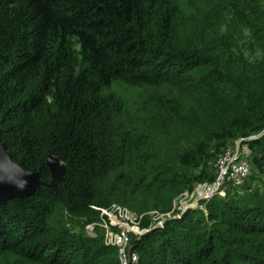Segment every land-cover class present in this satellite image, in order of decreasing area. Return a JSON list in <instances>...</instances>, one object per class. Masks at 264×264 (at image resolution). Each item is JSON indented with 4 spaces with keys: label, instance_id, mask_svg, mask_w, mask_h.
<instances>
[{
    "label": "trees",
    "instance_id": "trees-1",
    "mask_svg": "<svg viewBox=\"0 0 264 264\" xmlns=\"http://www.w3.org/2000/svg\"><path fill=\"white\" fill-rule=\"evenodd\" d=\"M262 129L264 0H0V141L44 180L50 153L67 164L0 201V264H121L86 231L96 206L150 227L228 139ZM247 142L264 171V133ZM238 187L132 232L137 264H264V182Z\"/></svg>",
    "mask_w": 264,
    "mask_h": 264
},
{
    "label": "built area",
    "instance_id": "built-area-1",
    "mask_svg": "<svg viewBox=\"0 0 264 264\" xmlns=\"http://www.w3.org/2000/svg\"><path fill=\"white\" fill-rule=\"evenodd\" d=\"M240 144L237 147V154L230 163L228 169V179L226 181H234L236 186L244 183L243 179L251 173V148L248 142L239 140ZM217 192V191H216ZM222 192V190L220 191ZM223 191L222 194H225ZM215 194V190L209 188L205 194V198L209 199ZM191 206H197L196 202ZM199 205H203L202 203ZM110 206V205H108ZM101 209L100 218L95 221H90L85 224L86 231L93 236L98 234V228L104 230V240L106 244L117 245L121 264H137L138 253L135 251L131 244L132 230L133 233L140 235L152 227L163 226L165 223L164 218L160 215L167 213L155 210L152 213L153 223L150 227L141 228V219L144 213H137L129 210L126 206L114 204L110 207L96 206ZM171 211V210H170ZM174 216H180L174 214ZM129 221L136 223V229L129 225Z\"/></svg>",
    "mask_w": 264,
    "mask_h": 264
},
{
    "label": "rangeland",
    "instance_id": "rangeland-1",
    "mask_svg": "<svg viewBox=\"0 0 264 264\" xmlns=\"http://www.w3.org/2000/svg\"><path fill=\"white\" fill-rule=\"evenodd\" d=\"M117 90L120 96H124L128 100V104L134 107H137L139 111L142 113L144 112L142 110L143 106L141 104V99H142V94L141 90L137 88H133L127 85H117ZM148 111L144 112V116L146 115ZM264 133V129H262L259 132H251L247 135H239L237 137L230 138L227 140L226 145L223 149L222 152L217 154L213 162L211 164L210 172L211 175L207 176L206 178H202V180H199L195 183V186L191 190H185L181 194H179L178 197L175 198L174 200V206L171 209V211L164 213L161 216V218H164L166 221L169 217L176 215H181L182 212H184L186 209L190 207H196V206H191L193 205V202H196L201 205H197L200 207H205L204 201L205 194L211 187V189L215 190V193H220L222 194L223 191H226L227 188L231 186H236L234 181H226L228 179V169L230 167V163L232 160L235 158V155L238 153L237 152V147L240 144L239 140H243L247 142L249 139H254L259 137ZM258 157V156H257ZM251 159V158H250ZM243 181H249L251 184L259 182L262 183L264 182V171H261V169L251 160V173H249ZM237 188H240L236 186ZM222 190V192H220ZM217 191V192H216ZM112 203L110 206L117 204V205H123L126 206L129 210L136 212L135 210L131 209L127 205H124L123 203L117 201V200H112ZM110 206H104V207H110ZM156 209L148 210L146 211L147 213L152 214ZM95 221V220H93ZM129 225L133 226L134 229H136V223H133L132 221H129ZM141 228H143L140 224H138ZM133 232V230H132Z\"/></svg>",
    "mask_w": 264,
    "mask_h": 264
},
{
    "label": "water",
    "instance_id": "water-1",
    "mask_svg": "<svg viewBox=\"0 0 264 264\" xmlns=\"http://www.w3.org/2000/svg\"><path fill=\"white\" fill-rule=\"evenodd\" d=\"M46 163L51 172L50 179L44 180L40 170L25 169L13 159L6 144L0 141V201L31 195L39 185H55L64 180L67 164L59 156L50 153Z\"/></svg>",
    "mask_w": 264,
    "mask_h": 264
}]
</instances>
